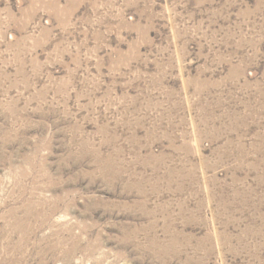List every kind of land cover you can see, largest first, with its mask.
Instances as JSON below:
<instances>
[{"label": "rangeland", "instance_id": "1", "mask_svg": "<svg viewBox=\"0 0 264 264\" xmlns=\"http://www.w3.org/2000/svg\"><path fill=\"white\" fill-rule=\"evenodd\" d=\"M0 264H264V0H0Z\"/></svg>", "mask_w": 264, "mask_h": 264}, {"label": "bare ground", "instance_id": "2", "mask_svg": "<svg viewBox=\"0 0 264 264\" xmlns=\"http://www.w3.org/2000/svg\"><path fill=\"white\" fill-rule=\"evenodd\" d=\"M215 122V121H214ZM210 140V139H209ZM228 144V143H227ZM252 190V189H251ZM243 201V200H242ZM246 241V240H245ZM163 248V247H162Z\"/></svg>", "mask_w": 264, "mask_h": 264}]
</instances>
